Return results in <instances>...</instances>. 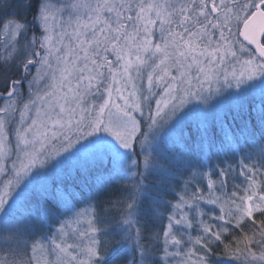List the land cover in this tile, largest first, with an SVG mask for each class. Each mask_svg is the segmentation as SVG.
<instances>
[{"label": "snow or ice", "instance_id": "snow-or-ice-1", "mask_svg": "<svg viewBox=\"0 0 264 264\" xmlns=\"http://www.w3.org/2000/svg\"><path fill=\"white\" fill-rule=\"evenodd\" d=\"M0 264H264V0H0Z\"/></svg>", "mask_w": 264, "mask_h": 264}]
</instances>
